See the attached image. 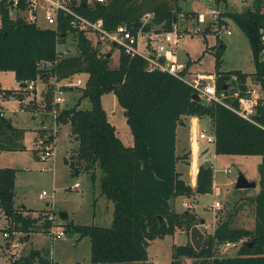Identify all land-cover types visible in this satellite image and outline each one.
I'll return each mask as SVG.
<instances>
[{
  "label": "trees",
  "instance_id": "1",
  "mask_svg": "<svg viewBox=\"0 0 264 264\" xmlns=\"http://www.w3.org/2000/svg\"><path fill=\"white\" fill-rule=\"evenodd\" d=\"M25 5V0H18L16 8L24 9ZM73 8L90 20L100 18L107 28L124 22L132 30L140 24L143 12H152L150 20L143 25L146 29L157 24L169 28L180 11L177 0H79ZM10 9L9 0H0V70L12 71L19 84L38 78L43 88L39 103L35 99L21 102L29 91L25 85L17 89L0 88V98L16 96L27 110L39 105L46 110L51 102L50 78L62 80L78 73L86 75L78 87L75 103L59 108L56 121L68 123L71 139L76 142L69 166L74 171L76 164H86L88 169L98 167L99 193L111 201L112 213L107 225L71 221L65 224V231L75 232L78 237L87 236L89 240L88 263L73 264H149L146 246L152 239L172 234L176 227L189 230L196 222L198 217L193 210L176 211L172 206L175 196L211 192L210 164H198L193 187L175 168L176 161L187 155V152L175 153V128L182 116L187 115L209 118L215 153L261 156L257 164L259 190L252 197L255 214L252 229L231 225L226 220L218 222L197 250L189 242L172 244L171 264H179L176 259L179 255L201 257L205 260L201 263L209 264H264V105L259 104L254 115L258 123L251 122L221 102L192 99L193 90L188 84L167 72L146 70L138 55L119 52L117 66L109 67V56L99 54L96 44L82 31H75L68 14L58 12L54 27L39 26L19 14L10 16ZM223 14L230 16L246 34L254 71H222L225 45L217 39L214 52L217 91L228 93L232 85V89L239 88L243 93L247 77L264 89V60L259 57L258 35L262 15L257 5L241 11L228 7ZM67 35L74 43V50L61 54L55 49V42L65 44ZM40 61H48L49 65L39 66ZM108 91L122 107L132 135L130 145L121 142L113 124L107 120L100 96ZM81 97L88 98V108L78 106ZM226 100L238 104L235 98ZM8 123L0 105V151L24 148L23 129ZM36 150L33 149L35 155ZM14 172L11 166L0 167V212L8 221L6 228L0 230L8 232L6 243L14 237V232L25 233L24 237L29 231H46L50 225L41 215H31L29 209L14 206ZM242 238L235 255H216L220 244ZM48 252V248H30L15 257L13 264H58L51 261Z\"/></svg>",
  "mask_w": 264,
  "mask_h": 264
},
{
  "label": "rangeland",
  "instance_id": "2",
  "mask_svg": "<svg viewBox=\"0 0 264 264\" xmlns=\"http://www.w3.org/2000/svg\"><path fill=\"white\" fill-rule=\"evenodd\" d=\"M177 4L180 7V11L177 12L176 16L179 13L184 14L186 17L201 13L202 22H200V25L210 20L211 15L207 11L217 6L215 2H207L204 0H177ZM230 6L231 8H237L232 5ZM238 7L237 9L242 8L240 6ZM38 12L36 23L39 26L47 25L41 17L40 9ZM15 15L16 12L12 9L10 16L13 17ZM178 24L180 25V23ZM230 29L231 33L228 34L225 31H221L218 38L211 32H198L192 35L184 33L181 36L177 47L176 58L178 61L185 62L187 65V71L184 74L185 78H188L191 72H215L214 52L217 39L225 45L220 66L222 71L230 69H241L245 72L254 71V60L246 34L234 22H231ZM65 45L71 51L74 50V43L70 35L66 36ZM109 50L108 66L113 68L117 66L119 51L114 46H110ZM85 76L84 73H78L70 78L75 79L78 77L83 80ZM247 82L248 84L255 83L262 96H264V89L261 88L259 83L253 81L250 77H247ZM0 86H18V81L16 82L14 79L12 71L0 70ZM78 87L73 86L70 89L64 87L66 89L64 93V102L66 105L75 103L79 95ZM41 89L42 84L37 82L34 85V89L24 94L23 100L35 99L36 102L37 99H40ZM101 100L107 111L108 119L115 127L116 135L121 139L123 144H131V131L125 121L122 107L117 103L114 94L111 91L105 92L101 95ZM0 103L5 108L4 116L9 119V122H13V125L24 128V135L21 140L24 148L0 151V167L11 166L15 170L13 204L17 207L25 204L27 207L24 208L29 209V213L35 216L38 214L43 215L48 211L52 212L54 214V222L58 224L57 226L60 225L63 230L65 224L70 222L71 219L73 220L71 221L72 223L109 224L111 203L104 196L98 195V167L95 165L93 168L88 169L86 164L80 166L76 164L77 170L74 171L69 166V160L74 159V157H69L76 147V142L68 136V123H58L51 155L45 159H41L34 154L33 149L36 148L40 132L43 133L40 125L48 121L49 115L39 110L38 106V108L30 110L31 114H33V119L30 118V112L26 109H20L18 107L17 97L12 95L2 98ZM36 103H39V101ZM78 106L88 108L90 106L88 98L81 97ZM184 121H186L184 125L181 126L178 124L176 127V153L180 151V146L183 142L182 138H186L187 133L191 132L190 128H188V118ZM198 126L205 133L214 134L211 131V126L208 123V117L206 115L199 117ZM34 136L36 140L33 138ZM201 142L208 144L205 156L207 160L211 161L212 173L215 175V182L220 191L217 194L212 192L199 193L196 196L194 205L192 203L196 193L177 197L175 201L174 199L172 200V206L176 211L186 208L193 210L198 217L196 225L203 233V242L205 235L214 231L216 222L219 220H226L234 226L244 225L246 227L253 224V221L251 222L253 202L250 192H254V189L238 190L235 188V181L239 173L253 178L257 174V169L255 155L217 153L214 156L211 155V142H205L204 139H201ZM181 150H184V148L182 147ZM202 159L200 158L199 162H202ZM227 167L230 168L229 171L226 170ZM184 180H187L186 174ZM75 181L77 185L73 186V182ZM42 189L46 191V194L43 197H39L38 193ZM215 196L222 203L220 208L215 209L216 212L212 211L209 206ZM181 200L189 201L191 207L183 206L180 202ZM60 211L66 212V216L60 217ZM23 212L25 213L26 210ZM200 218L204 219L203 222H199ZM6 225H8V221L6 219L5 224L4 216L0 212V229L6 228ZM35 234L37 238L35 242L37 245L50 247L53 259L57 260L60 264H73L77 261L88 263L89 240L87 236L78 237L77 233L67 232L65 230L60 238L53 237L52 233L48 232V230L36 232ZM17 235L14 232V237ZM25 237L27 238V235ZM186 242L190 243L189 230H186L183 226L176 227L172 234L155 237L146 246L147 257L149 258L148 263L150 264L151 260H156L160 264H171L170 253L172 244H185ZM5 245L6 247H4ZM239 245L240 243L236 246L224 248L222 243L219 245L216 255L233 256L236 254ZM12 248L15 253L10 252ZM23 248V246L19 248L17 245L10 247L9 241L6 243V239H1L0 264H13V259L22 253ZM176 259L179 264H194V262H197V264H209V262L201 263V261H205L201 260V257L179 255ZM207 259H210V256ZM51 261L53 260L51 259Z\"/></svg>",
  "mask_w": 264,
  "mask_h": 264
},
{
  "label": "built area",
  "instance_id": "3",
  "mask_svg": "<svg viewBox=\"0 0 264 264\" xmlns=\"http://www.w3.org/2000/svg\"><path fill=\"white\" fill-rule=\"evenodd\" d=\"M17 1L18 0H9L11 5L10 10H15L16 14L23 16L27 21L36 22L39 13L38 10L40 9L41 17L47 24L45 26L54 27L56 14L58 12L68 14L70 16V25L75 31H82L88 39L96 44L99 54L109 53L110 55L109 47L114 46L118 48L119 52L129 55H138L143 59L146 70L167 72L188 84L193 92L197 93L199 99L201 98L205 102H221L241 117L251 122L258 123L254 119V115L256 114L258 105H264V96H262L255 83L248 84L246 81L247 87L243 93H241L239 88L232 89V85L229 88L231 90L230 92L227 93L224 90L218 92L215 84V72L196 71L191 72L190 76L185 78L184 74L187 71L186 65L184 62L177 60L176 52L180 38L184 33L192 35L198 32H211L214 33L217 38L221 31H225L228 34L231 33L230 25L234 20L230 16L223 14L228 6L231 10L241 11L243 9H254L256 4L259 13L262 15V23L258 32L260 41L259 57L261 60H264V0H204L207 2H215L217 3V6L215 8H210L207 11L211 17L210 20L203 25H200V22H202L201 13L193 14L191 16L188 15V17L179 13L173 18L169 28H163L161 24H157L145 29L143 28V25L152 17V12L147 11L141 15L140 24L135 30H132L124 22H120L112 28H107L103 25L100 18L94 20L88 19L73 8V5L79 0H75L74 3L72 0H25L26 5L24 9L16 8ZM93 1L101 2L103 0H86V2ZM230 5L237 8L240 6L242 8H231ZM178 23H180V25ZM55 49L61 54L70 51L69 47L60 43L58 40L55 42ZM48 65V61L39 62V66L46 67ZM49 80L52 83L50 106L48 109L44 110L41 109V105H39V110L49 115L48 121L43 122L40 125L43 133L40 132L36 145V155L41 159L50 156L53 150V140L58 125L56 121V113L59 108L66 105L64 102V93L66 92V89L63 87H68L70 89L73 86H80L83 84L84 79L81 80L78 77L72 79L68 77L62 79V81L55 80V78L52 77ZM35 81H40L43 85L42 81L36 78L27 82L25 81L26 88L28 90L33 89ZM228 97L237 99L238 104L234 105L226 100ZM38 101L39 100H37V102ZM49 136L51 137L48 138ZM191 137L194 141L204 139L207 142H214L215 139L214 134L205 133L200 129L194 131ZM229 169V167L226 168L227 171H229ZM76 185L77 182H73V186ZM44 194H46V191L42 189L38 193V196L43 197ZM181 204L183 206L191 207V203L186 200H182ZM211 207L220 208V201L215 198L211 203ZM41 216L43 219L50 221L47 230L52 233L53 237L60 238L64 234L63 228H61L60 225L57 226L58 224L54 222V214L52 212H45ZM7 235L8 232L6 230L0 231V241L1 239H6ZM242 240L244 239L242 238L239 241H226L223 243V247L228 248L230 246H236L241 243ZM9 245L10 247L16 246L12 241L9 242ZM10 252H14V249L12 248ZM150 264L160 263L156 260H151Z\"/></svg>",
  "mask_w": 264,
  "mask_h": 264
},
{
  "label": "crops",
  "instance_id": "4",
  "mask_svg": "<svg viewBox=\"0 0 264 264\" xmlns=\"http://www.w3.org/2000/svg\"><path fill=\"white\" fill-rule=\"evenodd\" d=\"M11 11V10H10ZM185 63V62H184ZM185 65H186V63H185ZM186 70H187V65H186ZM13 73V72H12ZM17 82V81H16ZM37 82H40V81H35L34 82V84H33V87H34V85H36V83ZM41 83V82H40ZM20 85H19V82H18V86H16V87H1V88H12V89H17L18 87H19ZM42 88H43V85H42ZM34 89V88H33ZM42 90V89H41ZM102 95V94H101ZM2 99V98H1ZM0 99V100H1ZM18 100V107L20 108V109H25V108H23L22 106H21V103H20V101H19V99H17ZM37 100H39V99H37ZM100 101H101V105H102V107L104 108V106H103V104H102V100H101V96H100ZM23 104L25 103V100H23L22 99V101H21ZM0 105L2 106V104L0 103ZM3 108V107H2ZM27 110V109H26ZM104 110H105V113H106V117H107V120L110 122V120L108 119V114H107V111H106V109L104 108ZM29 112H30V110H28ZM3 114H5V108H3ZM7 116V115H6ZM30 118H32L33 119V114H31V112H30ZM186 118H188V128H190V130H191V132L190 133H187V137L185 138H182L183 139V142H182V144H181V146H180V151L178 152V153H176L177 155H181L183 152H187V155H186V157H180L177 161H176V163H175V168H176V170L177 171H179L180 172V177L184 180L185 179V174L187 175V180H186V182L187 183H189L192 187L194 186V184H195V176H196V171H197V166H198V164L200 163L199 162V160H200V158H203L202 159V162H208V164H210L211 165V161H209V160H207V157L205 156V151L207 150V148H208V144H205V143H203V142H201V139H198V140H196V141H194V140H192V137H191V135H192V133H194V131H196L197 129H200V127L198 126V121H199V117H197V116H194V115H187V116H184L183 117V119H182V121L179 123V125H184V123H186V121H184ZM12 124V126H15V127H18V128H21V127H19V126H16V125H13V122H11ZM111 123V122H110ZM208 123L210 124V122H209V118H208ZM112 124V123H111ZM114 126V125H113ZM210 126H211V124H210ZM177 127V126H176ZM68 128H69V125H68ZM115 128V127H114ZM22 129H23V135H24V128L22 127ZM176 129L177 128H175V146H176ZM201 130V129H200ZM116 131V130H115ZM203 131V130H202ZM186 134V133H185ZM190 134V135H189ZM68 136H69V138L71 139V136H70V134H69V129H68ZM34 139H35V136L33 137ZM121 140V139H120ZM205 141V140H204ZM122 142V141H121ZM205 142H207V141H205ZM132 143V142H131ZM130 145V144H129ZM184 148V150H181V148ZM186 148V149H185ZM211 150H212V154L211 155H214L215 156V154H217V153H215V151H214V143H212L211 142ZM245 155H255V162H256V169H257V164L260 162V160H261V156L260 155H258V154H245ZM179 161V162H178ZM99 175V174H98ZM249 180H254L255 182H256V185L254 186V187H249V188H253L254 190V192H250V194H251V196L253 197L257 192H258V190H259V185H258V180H259V174H258V170H257V174L256 175H254L253 176V178H250V177H247ZM185 181V180H184ZM211 192L212 193H214V194H217L219 191H220V189H219V187H218V185L216 184V182H215V175H214V173H212V184H211ZM238 190H241V189H243V190H245V189H247L248 190V188H237ZM99 190V189H98ZM99 192V191H98ZM98 195H102V194H100V193H98ZM103 196V195H102ZM196 196H198V194L196 193V195H195V197H194V199H193V203H192V205H194V201H196ZM177 197H181V195H178V196H175L173 199H174V201H175V198H177ZM252 197H251V200H252V202H253V209H252V212H251V222L253 221V224H250V226H244V225H241L240 227H245V228H248V229H252L253 227H254V222H255V214H254V201H253V199H252ZM96 198V197H95ZM215 198H216V196H215ZM214 198V199H215ZM216 199H218V198H216ZM13 201H14V199H13ZM110 201V200H109ZM182 201V200H181ZM180 201V202H181ZM187 201V200H186ZM212 201H214V200H212ZM110 203H111V201H110ZM221 203V202H220ZM15 205V204H14ZM16 206V205H15ZM210 206V209L212 210V211H214V212H216V210L215 209H217V208H215V207H211V204L209 205ZM221 206H222V203H221ZM20 207H27L25 204H22V205H20ZM65 214H64V216H66V212H64ZM111 213H112V203H111ZM212 214H215V213H212ZM211 214V215H212ZM214 217H215V215H214ZM5 219V218H4ZM203 219V218H202ZM110 220H111V217H110ZM204 220V219H203ZM71 221H73L72 219H71ZM207 222H209V221H207ZM218 222H221L220 220L219 221H217L216 222V225H217V223ZM5 224H6V219H5ZM236 226V225H235ZM40 231H43V230H34V231H31V232H28L26 235H27V238L24 236L23 237V235L25 234V233H20V232H16V234H18L17 236H15V237H13L9 242H13L14 244H16L17 246H19V248L20 247H24L23 248V251H22V253L21 254H24V253H26L30 248H36V249H46V248H48V253H49V257L53 260V261H56L58 264H60L57 260H54L53 259V257H52V251H51V249H50V247H47V246H43V245H37V243L35 242V240L37 239L36 238V232H40ZM19 236H21V237H19ZM20 254V255H21ZM148 261H149V258H148ZM77 262H79V261H77ZM81 263V262H80ZM61 264H63V263H61ZM65 264H67V263H65Z\"/></svg>",
  "mask_w": 264,
  "mask_h": 264
},
{
  "label": "water",
  "instance_id": "5",
  "mask_svg": "<svg viewBox=\"0 0 264 264\" xmlns=\"http://www.w3.org/2000/svg\"><path fill=\"white\" fill-rule=\"evenodd\" d=\"M109 53H106V56H108ZM20 86H24L25 83L22 82L19 84ZM191 98L192 99H196L198 100L199 97L197 95L196 92H192L191 93ZM8 126H11V123H8ZM204 165H208V162H205ZM87 167V166H86ZM256 185V182L254 180H249L243 173H239L238 176L236 177V181H235V188H249V187H254ZM64 212H59V216L63 217L64 216ZM159 221H160V217L158 216ZM199 222H203V219L200 218ZM202 238H203V233L201 232V230L197 227L196 222L189 228V241L192 245V247L197 250L200 248L201 246V242H202Z\"/></svg>",
  "mask_w": 264,
  "mask_h": 264
}]
</instances>
